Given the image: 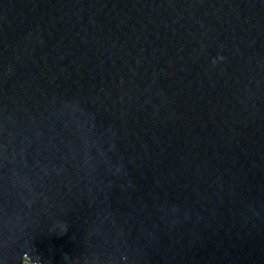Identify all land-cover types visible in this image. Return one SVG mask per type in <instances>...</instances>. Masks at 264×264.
<instances>
[{"label": "water", "instance_id": "obj_1", "mask_svg": "<svg viewBox=\"0 0 264 264\" xmlns=\"http://www.w3.org/2000/svg\"><path fill=\"white\" fill-rule=\"evenodd\" d=\"M25 253L264 264V0H0V264Z\"/></svg>", "mask_w": 264, "mask_h": 264}, {"label": "clouds", "instance_id": "obj_2", "mask_svg": "<svg viewBox=\"0 0 264 264\" xmlns=\"http://www.w3.org/2000/svg\"><path fill=\"white\" fill-rule=\"evenodd\" d=\"M220 61L222 62V58H220ZM217 61H213L212 66L215 67L216 66ZM67 231V226H61V232H66ZM25 258L28 261V264H39V258H33L31 257L28 253H25L21 259L20 264H24L25 262Z\"/></svg>", "mask_w": 264, "mask_h": 264}, {"label": "rangeland", "instance_id": "obj_3", "mask_svg": "<svg viewBox=\"0 0 264 264\" xmlns=\"http://www.w3.org/2000/svg\"><path fill=\"white\" fill-rule=\"evenodd\" d=\"M24 263H26V264H28V262L25 260V262Z\"/></svg>", "mask_w": 264, "mask_h": 264}, {"label": "trees", "instance_id": "obj_4", "mask_svg": "<svg viewBox=\"0 0 264 264\" xmlns=\"http://www.w3.org/2000/svg\"><path fill=\"white\" fill-rule=\"evenodd\" d=\"M24 264H26V263H24Z\"/></svg>", "mask_w": 264, "mask_h": 264}]
</instances>
